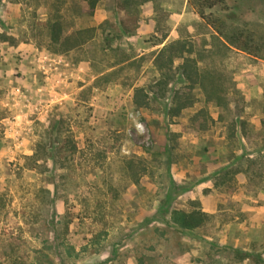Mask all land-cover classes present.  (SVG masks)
Here are the masks:
<instances>
[{
	"label": "rangeland",
	"instance_id": "obj_1",
	"mask_svg": "<svg viewBox=\"0 0 264 264\" xmlns=\"http://www.w3.org/2000/svg\"><path fill=\"white\" fill-rule=\"evenodd\" d=\"M224 1L225 38L197 0H0V264H264V0Z\"/></svg>",
	"mask_w": 264,
	"mask_h": 264
},
{
	"label": "trees",
	"instance_id": "obj_2",
	"mask_svg": "<svg viewBox=\"0 0 264 264\" xmlns=\"http://www.w3.org/2000/svg\"><path fill=\"white\" fill-rule=\"evenodd\" d=\"M102 0H82L83 2V7H82V11L85 14H93L94 11L96 10L98 4L101 2ZM198 1V14L200 16V18L204 21H206L207 24L212 25V27L214 28V30L219 34L220 37L225 38V34L222 30V25L220 24L219 21H212L208 18V16L206 15V10H212L216 7H220L223 6L225 4L224 0H197ZM64 34V30L62 28V25L58 22H54L51 25V30H50V38L51 41L53 43H58L62 40ZM163 39H157L156 41H154L152 43V46H157L161 43H163ZM229 43L234 46L235 48L241 49L243 51L248 52L249 54H253L250 52L249 47L246 45L241 44L240 42H238V40H229ZM173 45H167L164 46V48H162L159 51V55L164 54L167 50H169ZM174 58H182V53L179 52L177 54H175L172 58H171V62L173 63V59ZM126 61H123L121 63H124ZM188 60L183 63L182 65H180V68L183 69V74H186L188 76V78H191V76L189 75V65H188ZM137 93L140 94V92L142 91L141 89H137L136 90ZM145 98H148L147 95H144ZM140 97V96H139ZM190 103L188 104H183L180 108H185L187 106H189ZM175 114V116H177L179 113H173ZM64 150V147H56L52 149V152H57V151H61ZM72 149H76L75 146H72ZM54 198L49 199V204L51 206L54 205ZM208 216L201 212V211H191V212H185V211H175L173 212V221L178 224L181 228L183 229H187V230H192V229H196L200 226H202L203 224H205V222L207 221ZM52 223H54V221L52 220ZM8 264H31L29 263V261L23 257H12L9 258V260L6 261Z\"/></svg>",
	"mask_w": 264,
	"mask_h": 264
},
{
	"label": "crops",
	"instance_id": "obj_3",
	"mask_svg": "<svg viewBox=\"0 0 264 264\" xmlns=\"http://www.w3.org/2000/svg\"><path fill=\"white\" fill-rule=\"evenodd\" d=\"M161 39L164 40L163 43H161V44H159V45H157V46H152V45H151V46H152L153 48H155V47H159V46H162L161 49L164 48V46H167L168 44H167V41H166V37H165V38H161ZM161 49H160V50H161ZM157 50H159V49H157ZM160 50H159V51H160Z\"/></svg>",
	"mask_w": 264,
	"mask_h": 264
},
{
	"label": "built area",
	"instance_id": "obj_4",
	"mask_svg": "<svg viewBox=\"0 0 264 264\" xmlns=\"http://www.w3.org/2000/svg\"><path fill=\"white\" fill-rule=\"evenodd\" d=\"M137 128H139V129H140V128H141V124L137 125Z\"/></svg>",
	"mask_w": 264,
	"mask_h": 264
}]
</instances>
